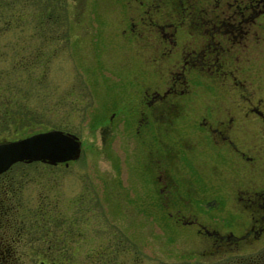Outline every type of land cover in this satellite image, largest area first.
I'll use <instances>...</instances> for the list:
<instances>
[{
	"label": "flooded vegetation",
	"instance_id": "flooded-vegetation-1",
	"mask_svg": "<svg viewBox=\"0 0 264 264\" xmlns=\"http://www.w3.org/2000/svg\"><path fill=\"white\" fill-rule=\"evenodd\" d=\"M103 1L80 0L78 14L89 4L103 11ZM122 1L136 12L126 22L131 72L144 83L129 87L128 174L117 163L109 180L112 199L131 205L115 219L143 223L132 232L113 223L107 243L85 246L75 264H264V0ZM29 164L0 172V264H73V217L58 220L51 201L41 211ZM92 190L83 189L86 200L102 203ZM153 223L184 238L182 259L153 260Z\"/></svg>",
	"mask_w": 264,
	"mask_h": 264
},
{
	"label": "rangeland",
	"instance_id": "rangeland-1",
	"mask_svg": "<svg viewBox=\"0 0 264 264\" xmlns=\"http://www.w3.org/2000/svg\"><path fill=\"white\" fill-rule=\"evenodd\" d=\"M26 3L7 0L6 4H0V71L11 67L14 50L21 46L27 49L16 51L18 57L26 54L37 59L30 85L12 98L9 108L0 105V137L20 139L53 127L70 132L82 142L80 157L67 167L32 161L23 168L25 177L37 181L41 211L51 201L58 220L64 222L65 218L73 217L71 244L75 264L82 261L85 246L107 243L113 223L129 232L143 223L141 219L130 220L127 214L115 219V212H126L131 205L112 199L113 183L109 180L113 179L111 175L117 163H123L122 173L128 174L121 160L130 153L125 142L134 127L133 121L127 120L133 99L129 87L144 83V76L131 72L134 43H130L126 22L136 12L122 0H113L112 5L108 0L103 1V11L97 4H89L82 15L78 14L80 0H27ZM58 12L59 22L57 18L55 21ZM8 20L10 25L5 27ZM45 58L51 61L46 68L41 61ZM38 79L42 80L39 87ZM15 82L10 75L0 76V96L4 97L7 83L15 87ZM115 112L120 118L112 122L109 117ZM106 128L108 134L102 146L101 136ZM141 148L136 145L137 154H143ZM117 149L120 162L116 158ZM86 187L102 194V203L87 201L83 194ZM100 213L106 214L103 219ZM183 239L161 234L153 223L149 242L152 256L156 255L153 260L159 254L168 261L182 259L179 252L188 253L178 247Z\"/></svg>",
	"mask_w": 264,
	"mask_h": 264
},
{
	"label": "water",
	"instance_id": "water-1",
	"mask_svg": "<svg viewBox=\"0 0 264 264\" xmlns=\"http://www.w3.org/2000/svg\"><path fill=\"white\" fill-rule=\"evenodd\" d=\"M81 151L79 138L59 130H49L0 144V172L18 161L48 164L76 160Z\"/></svg>",
	"mask_w": 264,
	"mask_h": 264
},
{
	"label": "trees",
	"instance_id": "trees-1",
	"mask_svg": "<svg viewBox=\"0 0 264 264\" xmlns=\"http://www.w3.org/2000/svg\"><path fill=\"white\" fill-rule=\"evenodd\" d=\"M1 2L2 3L5 2L6 4L7 0H5L4 2L3 0H0V4ZM21 2L23 4H27L26 3L27 0H21ZM8 25H10L9 20L7 21V24L5 25V27H7ZM16 43H18V41ZM21 49L26 50L27 48L25 46L24 47L21 46L19 49L14 50V54L12 58L13 62L11 64V67L5 68V70H2V72L0 71V76L10 75L11 78H14L16 80L15 82L16 85L14 84L15 87L12 84L7 83L6 88H4V97L0 96V98L2 97L0 99V105H2V108L3 107H5L6 109L9 108L10 107L9 102L12 100V98L16 96V94H18L21 89H23L24 87L26 88L27 85L29 86L30 82H32V72L34 70L33 68L37 62V59L29 58V56H26V54L23 55L22 57H18V53L16 51L19 52V50ZM32 50H35V49H32ZM15 55H16V58H14ZM41 61L43 63L44 68L50 66L51 61L49 59L47 60V58H45V59H42ZM18 79H20L19 81H21L19 85L17 84L19 82ZM41 83H42V80L38 79L37 81L38 87L39 85H41ZM38 87H36V89ZM29 112L33 113L32 110H29Z\"/></svg>",
	"mask_w": 264,
	"mask_h": 264
}]
</instances>
